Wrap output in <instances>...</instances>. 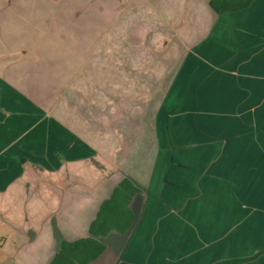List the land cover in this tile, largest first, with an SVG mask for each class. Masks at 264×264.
I'll return each mask as SVG.
<instances>
[{
    "label": "crops",
    "instance_id": "1",
    "mask_svg": "<svg viewBox=\"0 0 264 264\" xmlns=\"http://www.w3.org/2000/svg\"><path fill=\"white\" fill-rule=\"evenodd\" d=\"M211 1L0 0V61L15 64L0 67V264L122 263L159 148L151 108L136 115L141 66L158 48L184 49L182 62L234 47L236 19L264 9L218 15ZM29 64L54 65L52 112L18 82ZM126 178L141 191L112 200Z\"/></svg>",
    "mask_w": 264,
    "mask_h": 264
},
{
    "label": "rangeland",
    "instance_id": "2",
    "mask_svg": "<svg viewBox=\"0 0 264 264\" xmlns=\"http://www.w3.org/2000/svg\"><path fill=\"white\" fill-rule=\"evenodd\" d=\"M260 14L236 19L234 47L195 50L182 62L184 49L158 48L150 71L141 66L136 115L144 124L151 108L159 148L121 264H264V9ZM14 65L0 61L7 71ZM53 66L29 64L18 80L49 112ZM173 76L178 90L162 104Z\"/></svg>",
    "mask_w": 264,
    "mask_h": 264
},
{
    "label": "trees",
    "instance_id": "3",
    "mask_svg": "<svg viewBox=\"0 0 264 264\" xmlns=\"http://www.w3.org/2000/svg\"><path fill=\"white\" fill-rule=\"evenodd\" d=\"M253 1L254 0H212L211 5L218 15H222L227 12L244 10L250 7ZM141 189V186L136 181L126 178L114 191L111 199L120 198L121 200H125L127 204L136 193L141 191Z\"/></svg>",
    "mask_w": 264,
    "mask_h": 264
}]
</instances>
